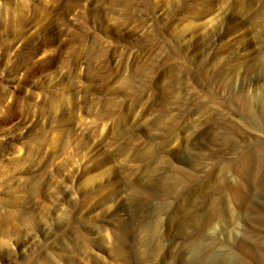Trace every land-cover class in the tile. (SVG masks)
<instances>
[{
	"label": "rangeland",
	"instance_id": "1",
	"mask_svg": "<svg viewBox=\"0 0 264 264\" xmlns=\"http://www.w3.org/2000/svg\"><path fill=\"white\" fill-rule=\"evenodd\" d=\"M257 144L264 0H0V264H264Z\"/></svg>",
	"mask_w": 264,
	"mask_h": 264
},
{
	"label": "bare ground",
	"instance_id": "2",
	"mask_svg": "<svg viewBox=\"0 0 264 264\" xmlns=\"http://www.w3.org/2000/svg\"><path fill=\"white\" fill-rule=\"evenodd\" d=\"M236 102V101H235ZM254 117V116H253ZM254 148V147H253ZM255 152H257L258 153V156H260L259 158H264V147H262V146H260V145H258L257 144V147L255 148ZM250 157V155L247 153V152H244L243 153V158H245V159H247V158H249ZM138 160V159H137ZM262 160V159H261ZM259 161V160H258ZM165 166V165H164ZM261 166H263L262 165V163H261ZM175 177V176H174ZM218 180V179H217ZM162 181V180H161ZM213 200V199H212ZM211 201V200H210ZM194 253V252H193ZM187 254V253H186ZM190 254H191V252H190ZM194 255V254H193ZM193 257V256H192ZM191 257V258H192ZM179 260V259H178ZM188 260V259H187ZM191 260V259H190ZM196 260V259H195ZM181 262V261H180ZM163 263V262H162Z\"/></svg>",
	"mask_w": 264,
	"mask_h": 264
}]
</instances>
